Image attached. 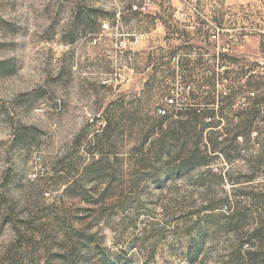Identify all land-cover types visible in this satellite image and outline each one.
<instances>
[{"label": "rangeland", "instance_id": "1", "mask_svg": "<svg viewBox=\"0 0 264 264\" xmlns=\"http://www.w3.org/2000/svg\"><path fill=\"white\" fill-rule=\"evenodd\" d=\"M233 37L223 61L240 83L264 58V0H0V264L69 251L79 264H264V131L232 145L247 122L226 108L223 135L193 109L160 128L155 113L172 58L198 82ZM250 86L264 101V75ZM178 121L189 138L176 157L163 132ZM193 135L207 164L180 172ZM233 208L242 223L227 230ZM59 218L94 242L71 250Z\"/></svg>", "mask_w": 264, "mask_h": 264}, {"label": "built area", "instance_id": "2", "mask_svg": "<svg viewBox=\"0 0 264 264\" xmlns=\"http://www.w3.org/2000/svg\"><path fill=\"white\" fill-rule=\"evenodd\" d=\"M210 39L218 42V34L213 33ZM240 47L241 40L233 37L221 49L216 48L214 65L211 67L204 65V78L198 82L197 74L191 75V68L183 65L179 56L172 58L174 77L167 79V94L163 98L162 106L156 108V115L170 118L176 117L186 109H193L198 114L208 111L211 115L204 121L208 123L215 118L220 125L212 130L223 135L225 118L223 114L226 108L230 123L235 128L240 129L241 124L247 122V127L243 130L245 133L234 135V142L255 143L260 132L264 131V101L259 99V91L251 88L250 82L255 76L264 75V58L258 59L253 69L246 68L240 83H236L233 79L234 74L229 71L228 65L224 64L223 58L227 54L235 53ZM238 89L240 94H236ZM221 139L222 137H219V140Z\"/></svg>", "mask_w": 264, "mask_h": 264}, {"label": "trees", "instance_id": "3", "mask_svg": "<svg viewBox=\"0 0 264 264\" xmlns=\"http://www.w3.org/2000/svg\"><path fill=\"white\" fill-rule=\"evenodd\" d=\"M88 16L89 17H93L94 16L92 10H90V14ZM188 112H189V114L192 115L193 118H196V119H199L200 117L202 118L203 116H210L211 115V112H208V111H206V112L204 111V112L199 113V114L196 113L194 110L193 111L190 110ZM182 114L183 113H179V115H182ZM159 118L161 119L158 122V127L160 128L162 121L167 120L168 117H159ZM174 125H176L177 128L175 130H173V132H171L170 129H168L169 131H164L163 132V137L168 132L169 133L168 135H169L170 138H172V139H174L176 141H181L180 147L174 153L175 156L178 157L185 150L186 142H187L186 140L189 138V136H188V132H187V129H186V125L184 123L178 121V122H175ZM178 129H180L179 132H181V133L177 132ZM173 135H175V136H173ZM192 138H193L192 139V143H191L192 148L190 149V151H188L187 158L183 159L182 160V164L175 168L176 170H178L180 172L182 170H191L193 167H197V166H202V165L206 166V164H207L206 157L203 154H201L199 152V149H198V136L197 135H193ZM146 139H147V137H146ZM209 142H210L211 147L214 148L215 145L213 144V139H210ZM230 143L232 145L236 144L234 142V138L230 139ZM227 150L237 151L236 147H233V146H231ZM186 152H184V154H186ZM108 169H109V167H106L105 170L101 171V172L108 173L109 172ZM99 171H100V169H99ZM258 196L260 198L264 199V190L262 188H261L260 193L258 194ZM242 216L243 215H238V211L233 208V210H231V214L227 218L229 222L226 224V229L227 230L230 229V228L237 229V227H239L240 224L242 223V218H243ZM59 222L61 223V225L63 227V230H64L63 234H64V237H65V241L71 245V250H73V251L75 250L76 251L77 246L80 245L81 243L82 244L86 243V246H87L89 244V241H90V243L94 242L92 236L84 234V232L82 230H74L69 225V223L67 221H65V220L64 221L63 220L60 221V218H59ZM261 226H262L261 224L257 225L250 233L252 238H254L255 243L257 242V240H259V238H260L259 235L262 234L261 233ZM255 243H252L251 239H250L247 242V244H248L247 248H249V249L244 250L242 253H240V251L236 252V253H238L239 255H241L244 258H250L252 255H254V253H252V251H250V250L252 249L253 246H255ZM241 247H244L243 243L238 245L239 249H241ZM94 250L98 251L99 249H98V247H94ZM70 254H71L70 251L67 252V253H64L63 256H61L62 262H64V264L65 263L66 264H79L77 259H76V257L74 255H72V254L70 255ZM98 254H99V251H98ZM101 256H103V255H101ZM10 260L11 259H7V262L10 261ZM46 262L48 263V261H46Z\"/></svg>", "mask_w": 264, "mask_h": 264}, {"label": "crops", "instance_id": "4", "mask_svg": "<svg viewBox=\"0 0 264 264\" xmlns=\"http://www.w3.org/2000/svg\"><path fill=\"white\" fill-rule=\"evenodd\" d=\"M193 71H194V72H198L199 70H198L197 67L195 66V68L193 69ZM199 86H200V83H199ZM238 92H240V89H238V90L236 91V94H237Z\"/></svg>", "mask_w": 264, "mask_h": 264}]
</instances>
